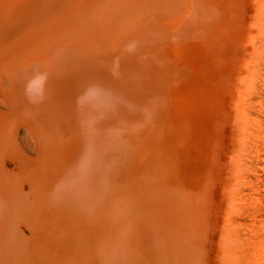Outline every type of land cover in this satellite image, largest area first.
Wrapping results in <instances>:
<instances>
[{"label": "bare ground", "instance_id": "bare-ground-1", "mask_svg": "<svg viewBox=\"0 0 264 264\" xmlns=\"http://www.w3.org/2000/svg\"><path fill=\"white\" fill-rule=\"evenodd\" d=\"M260 1L0 0V264H221Z\"/></svg>", "mask_w": 264, "mask_h": 264}, {"label": "rangeland", "instance_id": "rangeland-1", "mask_svg": "<svg viewBox=\"0 0 264 264\" xmlns=\"http://www.w3.org/2000/svg\"><path fill=\"white\" fill-rule=\"evenodd\" d=\"M260 6L257 34L253 36L256 40L251 47V72L238 101L240 123L235 129L231 180L220 223L223 236L228 237H222L221 264H264V0ZM20 136L25 150L31 153L32 140L23 133Z\"/></svg>", "mask_w": 264, "mask_h": 264}, {"label": "water", "instance_id": "water-1", "mask_svg": "<svg viewBox=\"0 0 264 264\" xmlns=\"http://www.w3.org/2000/svg\"><path fill=\"white\" fill-rule=\"evenodd\" d=\"M27 31V30H26ZM35 33H38V35L39 36H42V35H44L45 34V31H41V30H36V31H34ZM42 33V34H41ZM4 41L5 40H0V44L1 45H3L4 44ZM54 50L55 49H53V50H51L52 52H54ZM55 56L58 58V56H59V52H57V50H55ZM33 52H30L29 54H27L26 56H28V55H30V54H32ZM30 58H32V59H34V60H30L31 61V69L30 70H32L31 71V73H32V76L33 75H35V74H38L39 76L40 75H43L44 77H43V79L45 78V73H46V68H47V65L48 64H46V60H45V62H40V61H36L35 60V57H29V59ZM28 59H26V61H24V62H22V63H20L19 65H23V66H25L24 64L26 63L27 64V62L29 61H27ZM28 63H30V62H28ZM28 65V64H27ZM46 66V68H44ZM19 67V66H18ZM27 68H28V66H27ZM91 84V83H90ZM91 89H93L92 88V85H90V88H89V90L88 91H86L85 92V94L84 95H82V96H79L80 95V93H76V94H72V95H70V100H71V103L73 104V107H71V109H70V113H72L73 114V116H72V121H71V123H72V127L75 129V130H77V131H79V126L81 127V126H83L82 128H83V130H84V128L86 127V129L87 130H89L90 132H91V130H95L92 126H94L95 125V122H93V125H91V126H86L85 125V123H84V119H85V122H87L88 121V119L89 118H91V115L92 114H90V116H88L87 117V115L85 114V109L86 108H84L85 107V103H86V100H84V98H90V97H88V96H90V94H91V92L92 93H94V91L93 90H91ZM90 93V94H89ZM103 93V96H105L104 97V99H106V98H109L112 102H113V100H114V98H113V96H112V94L111 93H109V92H106V90H105V88L101 91V93L100 94H102ZM89 94V95H88ZM96 94H97V89H96ZM105 94V95H104ZM85 96V97H84ZM112 98V99H111ZM111 105H112V103H111ZM3 110H5L4 108H2ZM1 109V110H2ZM81 116H83L84 118L83 119H81ZM92 118H93V116H92ZM91 118V119H92ZM90 119V120H91ZM36 121V120H35ZM36 124L35 125H37V121L35 122ZM70 124V123H69ZM69 124H67L68 125V127H69ZM97 125V124H96ZM85 126V127H84ZM85 129V130H86ZM84 130V131H85ZM84 133V132H83ZM87 134V136H90V133L89 132H87L86 133ZM97 143V142H96ZM89 148H90V150H91V156L96 152V150L94 149V148H96V144H94L93 143V146H89ZM89 175H90V171L87 173V175L86 176H88L89 177ZM78 176L79 175H74V179H77V180H79L78 179ZM77 186V185H76ZM56 195H60V193H56Z\"/></svg>", "mask_w": 264, "mask_h": 264}]
</instances>
